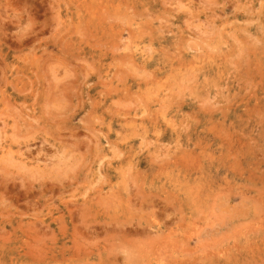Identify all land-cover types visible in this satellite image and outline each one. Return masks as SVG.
<instances>
[{"label": "rangeland", "instance_id": "obj_1", "mask_svg": "<svg viewBox=\"0 0 264 264\" xmlns=\"http://www.w3.org/2000/svg\"><path fill=\"white\" fill-rule=\"evenodd\" d=\"M0 75V264L264 261V0H0Z\"/></svg>", "mask_w": 264, "mask_h": 264}, {"label": "bare ground", "instance_id": "obj_2", "mask_svg": "<svg viewBox=\"0 0 264 264\" xmlns=\"http://www.w3.org/2000/svg\"><path fill=\"white\" fill-rule=\"evenodd\" d=\"M61 23H62V22H61ZM66 30H68V29H66ZM80 30H81V29H80ZM54 44H55V43H54ZM6 57H7V56H6ZM209 62H210V61H209ZM212 63H213V62H212ZM5 64H6V63H5ZM201 64H202V62H201ZM214 64H215V63H214ZM9 66H10V64H9ZM193 66H194V65H193ZM197 66H198V65H197ZM214 66H215V65H214ZM214 68H215V67H214ZM10 70H11V69H10ZM218 70H219V69H218ZM213 71H214V70H213ZM215 71H216V70H215ZM256 71H257V70H256ZM199 72H200V71H199ZM20 73H21V72H20ZM218 73H219V72H218ZM22 74H23V73H22ZM2 75L4 76V74H2ZM149 75H150V74H149ZM217 75H218V74H217ZM0 76H1V75H0ZM10 76H11V75H10ZM13 76L15 77V75H13ZM23 76H24V75H23ZM26 76H28V75H26ZM152 76H153V75H152ZM5 77H6V76H5ZM21 77H22V76H21ZM0 78H1V77H0ZM3 78H4V77H3ZM24 78H25V77H24ZM31 78H32V77H31ZM5 79H6V78H5ZM5 79H4V80H5ZM8 79H9V78H8ZM8 79H7V80H8ZM12 79H13V78H12ZM16 79H17V78H16ZM29 80H30V79H29ZM149 80H150V79H149ZM2 81H3V79H2ZM33 81H34V80H33ZM150 81H151V80H150ZM150 81H149V82H150ZM155 81H156V80H155ZM161 81H162V80H161ZM166 81H167V80H166ZM166 81H165V83H166ZM5 82H6V81H5ZM5 82H4V83H5ZM19 82H20V81H19ZM25 82H27V81H25ZM25 82H24V83H25ZM35 82H37V81L35 80ZM149 82H148V83H149ZM1 83H2V82H1ZM12 83H13V82H12ZM12 83H11V84H12ZM15 83H16V82H15ZM15 83H14V85H15V87H16V84H17V83H16V84H15ZM39 83H41V82L39 81ZM150 83H152V82H150ZM165 83H164V84H165ZM29 84H32V83H29ZM34 84H35V83H34ZM36 84H37V83H36ZM158 84H159V83H158ZM4 85H5V84H4ZM21 85H22V84H21ZM27 85H28V84H27ZM41 85H42V83H41ZM170 85H171V83H170ZM23 86H24V84H23ZM36 86H37V85H36ZM42 86H43V85H42ZM62 86H63V85H62ZM17 87H19V86H17ZM17 87H16V88H17ZM31 87H33V86H31ZM65 87H66V86H65ZM165 87H166V86H165ZM167 87H168V86H167ZM11 88H13V87H11ZM213 88H214V87H213ZM17 89H18V88H17ZM42 89H43V88H42ZM9 90H10V89H9ZM28 90H29V89H28ZM33 90H34V89H33ZM15 91H16V89H15ZM164 91H165V90H164ZM1 92H2V90H1ZM13 92H14V91H13ZM13 92H12V93H13ZM18 92H19V91H18ZM21 92H22V91H21ZM31 92H32V90H31ZM164 93H165V92H164ZM3 94H4V93H3ZM10 94H11V93H10ZM98 94H99V93H98ZM160 94H161V93H160ZM17 95H18V94H17ZM22 95H23V94H22ZM124 95H125V94H124ZM161 95H162V94H161ZM5 96H6V95H5ZM35 96H37V95L35 94ZM148 96H149V95H148ZM0 97H1V96H0ZM37 97H38V96H37ZM149 97H150V96H149ZM163 97H164V96H163ZM166 97H167V96H166ZM48 98H49V97H48ZM146 98H148V97H146ZM159 98H161V97H159ZM7 99H8V98H7ZM3 100H4V99H3ZM11 100H12V99H11ZM17 100H19V99H17ZM161 100H162V99H161ZM9 101H10V99H9ZM14 101H15V100H14ZM19 101H20V100H19ZM19 101H18V103H20ZM94 101H95V100H94ZM96 101H97V99H96ZM0 102H1V101H0ZM25 102H26V101H25ZM13 104H14V103H13ZM27 104H28V103H27ZM29 104H30V103H29ZM93 104H94V103H93ZM100 104H101V103H100ZM162 104H163V103H162ZM40 105H41V104H40ZM96 105H97V104H95V106H96ZM98 105H99V103H98ZM102 106H103V105H102ZM146 107H147V106H146ZM95 109H96V108H95ZM143 109H146V108H143ZM147 109H149V108H147ZM100 110H101V109H100ZM45 111H46V110H45ZM6 112H7V111H6ZM144 112H145V111H144ZM34 113H35V112H34ZM36 113H37V112H36ZM88 116H89V115H88ZM31 117H32V116H31ZM39 117H40V116H39ZM40 118H41V117H40ZM22 119H23V118H22ZM14 120H15V119H14ZM39 120H41V119L38 118V121H39ZM43 120H45V119H43ZM163 120H164V118H163ZM23 121H24V120H23ZM25 121H26V120H25ZM35 121H36V120H35ZM41 121H42V120H41ZM20 122H21V121H20ZM26 122H27V121H26ZM39 122H40V121H39ZM44 122H45V121H44ZM170 122H171V120H170ZM30 123H31V122H30ZM38 124H39V123H38ZM41 124H42V123H41ZM164 124H165V123H164ZM168 124H169V123H168ZM28 125H29V124H28ZM31 125H32V124H31ZM169 125H170V124H169ZM23 126H24V125H23ZM29 126H30V125H29ZM24 127H25V126H24ZM32 128H33V127H32ZM42 128H43V125H42ZM42 128H41V129H42ZM24 129H25V128H24ZM35 129H36V128H35ZM27 130H28V129H27ZM27 130H25V131L27 132ZM42 130H43V129H42ZM51 130H52V129H51ZM74 130H75V129H74ZM28 131H29V130H28ZM52 131H53V130H52ZM153 131H154V130H153ZM30 132H31V129H30ZM39 132H42V131L39 130ZM173 132H174V130H173ZM12 133H13V132H12ZM52 133H53V132H52ZM52 133H51V134H52ZM39 134H40V133H39ZM57 134H58V133H57ZM73 134H74V133H73ZM104 134H105V133H104ZM122 134H123V133H122ZM155 134H156V133H155ZM28 135H29V137H30L31 134L29 133ZM58 135H59V134H58ZM102 135H103V133H102ZM50 136H51V135H50ZM52 136H54V134H53ZM20 137H22V136H20ZM26 137H27V136H26ZM56 137H57V136H56ZM61 137H64V136H61ZM103 137H104V136H103ZM35 138H36V137H35ZM106 138H107V137H106ZM106 138H104V139H106ZM29 139H31V138H29ZM54 139H57V138H54ZM60 139H61V138H60ZM107 139L109 140V138H107ZM22 140H23V138H22ZM52 140H53V138H52ZM98 140H99V139H98ZM53 141H54V140H53ZM56 141L59 142L58 139H57ZM104 141H105V140H104ZM106 141H107V140H106ZM61 142L63 143V141H61ZM61 142H60V143H61ZM16 143H17V142H16ZM18 143H19V142H18ZM23 143H24V142H23ZM49 143H50V142H49ZM79 143H80V141H79ZM97 143H98V142H97ZM101 143H102V142H101ZM29 144H30V143H29ZM77 144H78V143H77ZM77 144H75L76 147H78ZM107 144H108V142H107ZM107 144H106V145H107ZM10 145H11V144H10ZM49 145H50V144H49ZM52 145H53V144H52ZM55 145H56V144H55ZM55 145H54V146H55ZM112 145H114V144H112ZM29 146H30V145H29ZM61 146H62V144H61ZM152 146H153V145H152ZM58 148H59V147H58ZM118 148H119V147H118ZM65 149H67V147L64 148V150H65ZM106 149H107V148H106ZM113 149H114V148H113ZM58 150H59V149H58ZM121 150H122V149H121ZM124 150H125V149H124ZM24 151H25V150H24ZM37 151H38V150H37ZM66 151H67V150H66ZM68 151H69V150H68ZM115 151H116V150H115ZM26 152H28V151H26ZM30 152H31V151H30ZM57 152H58V151H57ZM119 152H121V151H119ZM130 152H131V151H130ZM130 152H129V153H130ZM132 152H133V150H132ZM132 152H131V153H132ZM16 153H18L17 150H16ZM28 153H29V152H28ZM33 153H34V152H33ZM60 153H61V152H60ZM62 153H64V152H62ZM70 153H71V151H70ZM72 153H73V152H72ZM78 153H79V152H78ZM113 153H114V152H113ZM116 153H118V152H116ZM126 153H127V152H126ZM11 154H13V153H11ZM22 154H23V153H22ZM29 154H30V153H29ZM41 154H42V153H41ZM66 154H68V153H66ZM114 154H115V153H114ZM121 154H122V153H121ZM13 155H14V154H13ZM56 155H57V154H56ZM59 155H60V154H59ZM62 155H65V154H62ZM62 155H60V156H62ZM104 155H105V154H104ZM107 155H108V154H107ZM119 155H120V154H119ZM27 156H29V155H27ZM69 156H70V155H69ZM72 156H73V154H72ZM121 156H122V155H121ZM22 157H24V156H22ZM25 157H26V155H25ZM29 157H30V156H29ZM58 157H59V156H58ZM117 157H118V155H117ZM128 157H129V156H128ZM24 159H26V158H24ZM35 159H36V158H35ZM39 159H40V158H39ZM47 159H48V158H47ZM52 159H53V158H52ZM55 159H56V158H55ZM68 159H69V157H68ZM105 159H108L107 156L105 157ZM43 160H44V159H43ZM43 160H42V161H43ZM64 160H65L66 163H67L66 158H65ZM64 160L62 159L61 161H64ZM38 161H39V160H38ZM53 161H54V159H53ZM100 161H101V160H100ZM102 162H103V161H102ZM194 162H195V161H194ZM21 163H22V162H21ZM23 163H25V162H23ZM44 163H45V162H44ZM48 163H49V162H48ZM55 163H56V162H55ZM60 163H61V162H60ZM62 163H63V162H62ZM77 163H78V161H77ZM168 163H169V161H168ZM197 163H198V162H197ZM29 164H30V163H29ZM45 164H47V162H46ZM63 164H64V163H63ZM131 164H132V163H131ZM16 165H17V164H16ZM56 165H57V164H56ZM59 165H61V164H59ZM64 165H65V164H64ZM134 165H135V163H134ZM195 165H196V164H195ZM32 166H33V165H32ZM42 166H43V165H42ZM47 166H48V165H47ZM62 166H63V165H62ZM149 166H150V165H149ZM199 166H200V165H199ZM103 167H104V166H103ZM154 167H155V166H154ZM191 167H192V166H191ZM20 168H21V167H20ZM22 168H23V167H22ZM24 168H25V166H24ZM26 168H27V167H26ZM28 168H29V167H28ZM132 168H133V167H132ZM136 169H137V167H136ZM136 169H135V170H136ZM147 169H148V168H147ZM23 170H24V169H23ZM39 170H40V169H39ZM33 171H35V169H33ZM47 171H48V168H47ZM102 171H103V170H102ZM132 171H133V170H132ZM132 171H131V173H132ZM31 172H32V171H31ZM37 172H38V169H37V171H36V175H37ZM54 172H55V171H54ZM102 173H103V172H102ZM122 173H123V172H122ZM129 173H130V172H129ZM131 173H130V175H131ZM45 174H46V173H45ZM47 174H48V172H47ZM99 174H100V173H99ZM103 174L105 175V172H104ZM103 174H102V175H103ZM123 174H124V173H123ZM104 175H103V176H104ZM124 175H125V174H124ZM136 175H137V172H136ZM106 176H107V175H106ZM106 176H105V177H106ZM122 176H123V175H122ZM42 177H43V176H42ZM105 177H104V178H105ZM125 177H126V176H125ZM130 177H131V176H130ZM135 177H136V176H135ZM137 177H138V176H137ZM106 178H107V177H106ZM126 178H127V177H126ZM43 179H44V178H43ZM50 179H51V178H50ZM52 179H53V178H52ZM99 179H101V178H99ZM132 179H133V177H132ZM45 180H46V179H45ZM56 180H57V179H56ZM124 180H125V179H124ZM34 181H35V180H34ZM36 181H37V180H36ZM49 181H51V180H49ZM54 181H55V180H54ZM99 181H100V180H99ZM71 182H72V181H71ZM0 183H1V182H0ZM40 183H41V182H40ZM40 183H39V186L41 187L42 185H40ZM45 183H46V182H45ZM58 183H59V182H58ZM105 183H106V181H105ZM124 183H125V182H124ZM135 183H136V182H135ZM135 183H134V184H135ZM2 184H3V183H2ZM6 184H7V183H6ZM23 184H24V183H23ZM30 184H31V183H30ZM30 184L28 183V185H30ZM46 184H47V183H46ZM46 184H44V185L46 186ZM61 184H62V183H61ZM4 185H5V184H4ZM12 185H13V184H12ZM44 185H43V186H44ZM51 185H52V184H51ZM56 185L58 186L57 183H56ZM124 185H125V184H124ZM135 185H136V184H135ZM5 186H6V185H5ZM25 186H26V185H25ZM30 186H31V185H30ZM18 187H19V186H18ZM36 187H38V185H36ZM49 187H52V186H49ZM59 187H60V186H59ZM27 188H28V187H27ZM29 188H33V187L31 186V187H29ZM47 188H48V187H47ZM53 188H54V187H53ZM60 188H61V187H60ZM63 188H64V187H63ZM42 189H43V187H42ZM42 189H41V190H42ZM51 189H52V188H51ZM56 189H57V188H56ZM235 189H236V188H235ZM4 190H5V189H4ZM34 190H35V188H34ZM53 190H54V189H53ZM58 190H59V189H58ZM58 190H57V192H58ZM185 190H186V189H185ZM25 191H26V188H25ZM29 191H30V190H29ZM61 191H62V190L60 189V192H59V193H61ZM187 191H188V189H187ZM4 192H5V191H4ZM26 192H27V191H26ZM41 192H42V191H41ZM41 192H40V193H41ZM137 192H138V191H137ZM7 193H8V192H7ZM40 193H39V194H40ZM43 193H44V192H42L41 194H43ZM26 194H27V193H26ZM37 194H38V193H36L35 195H37ZM140 194H141V193H140ZM168 194H169V193H168ZM188 194H189V193H188ZM10 195H11V194H10ZM31 195H33V194H31ZM47 195H48V194H47ZM49 195H50V194H49ZM53 195H54V194H53ZM114 195H115V194H114ZM116 195H117V194H116ZM121 195H122V194H121ZM136 195H138V194H136ZM193 195H194V194H193ZM196 195H197V194H196ZM2 196H3V195H2ZM11 196H12V195H11ZM11 196H10L9 198H11ZM132 196H133V195H132ZM143 196H144V195H143ZM203 196H204V195H203ZM256 196H257V195H256ZM7 197H8V196H7ZM41 197H42V196H41ZM114 197H115V196H114ZM117 197H118V196H117ZM193 197H194V196H193ZM259 197H260V196H259ZM0 198H1V197H0ZM3 198H4V197H3ZM5 198H6V197H5ZM42 198H43V197H42ZM120 198H121V199H124V198H122L121 196H120ZM127 198H128V197H127ZM138 198H139V197H137V199H138ZM187 198H188V197H187ZM194 198H195V197H194ZM256 198H257V197H256ZM262 198H263V197H262ZM6 199H7V198H6ZM13 199H14V198H13ZM24 199H25V198H24ZM52 199H53V197H52ZM142 199H143V198H142ZM167 199H168V198H167ZM195 199H196V198H195ZM1 200H2V198L0 199V202H1ZM42 200H44V199H42ZM91 200H92V199H91ZM105 200H106V199H105ZM107 200H108V199H107ZM114 200H115V199H113V201H114ZM185 200H186V199H185ZM260 200H261V198H260ZM3 201H4V200H3ZM17 201H18V200H17ZM125 201H126V200H125ZM125 201H123V202L125 203ZM130 201H131V200H130ZM138 201H139V200H138ZM145 201H146V200H145ZM170 201H171V200H170ZM179 201H180V200H179ZM194 201H195V200H194ZM6 202H7V201H6ZM43 202H44V201H43ZM90 202H92V201H90ZM141 202H142V201H141ZM149 202H150V201H149ZM195 202H196V201H195ZM26 203H27V202H26ZM51 203H52V202H51ZM88 203H89V202H88ZM106 203H107V202H106ZM4 204H5V203H4ZM86 204H87V203H86ZM172 204H173V202H172ZM1 205H2V204H1ZM33 205H34V202H33ZM35 205H36V204H35ZM91 205H92V204H91ZM112 205H113V204H112ZM140 205H142V204H140ZM175 205H176V204H175ZM179 205H181V204H179ZM26 206H27V205H26ZM87 206H90V205L87 204ZM113 206H114V205H113ZM4 207H5V206H4ZM31 207H32V206H31ZM36 207H37V206H36ZM40 207H41V206H40ZM53 207H54V206H53ZM90 207H91V206H90ZM90 207H89V208H90ZM93 207H94V204H93ZM142 207H144V206H142ZM153 207H154V206H153ZM180 207H181V206H180ZM6 208H8V207H6ZM45 208H46V207H45ZM182 208H183V207H182ZM30 209H31V208H30ZM35 209H36V208H35ZM50 209H51V208H50ZM50 209H49V210H50ZM65 209H66V208H65ZM180 209H181V208H180ZM18 210H19V209H18ZM49 210H48V211H49ZM70 210H71V209H70ZM89 210H90V209H89ZM94 210H95V209H94ZM51 211H52V209H51ZM51 211H50V213H51ZM53 211H54V210H53ZM53 211H52V212H53ZM66 211H67V210H66ZM158 211H159V210H158ZM35 212H36V211H35ZM35 212H34V213H35ZM72 212H73V211H72ZM1 213H2V212H1ZM11 213H12V212H11ZM13 213H14V212H13ZM13 213H12V215H13ZM17 213H18V212H17ZM17 213H16V214H17ZM41 213H42V212H41ZM45 213H46V212H45ZM90 213H91V212H90ZM93 213H94V212H93ZM39 214H40V213H39ZM52 214H53V213H52ZM63 214H64V213H63ZM69 214H70V213H69ZM1 215H2V214H1ZM65 215H66V214H65ZM260 215H261V214H260ZM7 216H8V215H7ZM14 216H15V215H14ZM14 216H12V217H14ZM50 216H51V215H50ZM68 216H69V215H68ZM85 216H86V215H85ZM244 216H245V215H244ZM5 217H6V216H5ZM9 217H10V215H9ZM25 217L27 218V215H26ZM31 217H32V216H31ZM89 217H91V216H89ZM89 217H88V220H89ZM94 217H95V215H94ZM10 218H11V217H10ZM34 218H35V217H34ZM71 218H72V217H71ZM74 218H75V217H74ZM76 218H77V217H76ZM15 219H16V218H15ZM63 219H64V217L62 218V220H63ZM93 219H94V218H93ZM9 220H10V219H9ZM9 220H8V221H9ZM13 220H14V219H13ZM16 220H17V219H16ZM30 220H32V219L30 218ZM38 220L41 221L40 219H38ZM44 220H45V219H44ZM86 220H87V219H86ZM90 220H91V219H90ZM11 221H12V220H11ZM34 221H35V220H34ZM64 221H65V220H64ZM69 221H70V220H69ZM71 221H72V220H71ZM82 221H83V220H82ZM155 221H156V220H155ZM263 221H264V220H263ZM1 222H3V220H2ZM12 222H14V221H12ZM16 222H17V221H15V223H16ZM21 222H22V221H21ZM21 222H20V223H21ZM31 222H32V221H31ZM257 222H258V221H257ZM260 222H261V221H260ZM9 223H10V222H9ZM24 223H25V222H24ZM43 223H45V222L43 221ZM56 223H57V222H56ZM71 223H72V222H71ZM154 223H155V222H154ZM154 223L152 222V224H154ZM16 224H17V223H16ZM72 224H73V223H72ZM87 224H88V223H87ZM105 224H106V222H105ZM108 224H109V223H108ZM120 224H121V223H120ZM262 224H264V223H262ZM10 225H11V224H10ZM12 225H13V224H12ZM23 225H24V224H23ZM36 225H37V224H36ZM89 225H90V223H89ZM154 225H155V224H154ZM154 225H153V226H154ZM255 225H256V223H255ZM14 226L16 227V225H13V227H14ZM17 226H18V225H17ZM19 226H20V229H23V228H21V226H22L21 224H20ZM33 226H34V225H33ZM51 226H52V225H51ZM121 226H123V225L121 224ZM158 226H159V225H158ZM13 227H12V229L15 228V227H14V228H13ZM23 227H24V226H23ZM27 227H28V226H27ZM142 227H143V226H142ZM257 227H258V226H257ZM53 228H54V227H53ZM86 228H87V227H86ZM88 228H89V227H88ZM143 228H144V227H143ZM25 229H26V228H25ZM91 229H92V227H91ZM109 229H111V227H110ZM109 229H108V232H109ZM125 229H127V228H125ZM154 229H155V227H154ZM254 229H255V228H254ZM23 230H24V229H23ZM54 230H55V229H54ZM93 230H94V229H93ZM118 230H119V229H118ZM120 230H121V229H120ZM141 230H143V229H141ZM258 230H259V229H258ZM6 231H7V230H6ZM24 231H25V230H24ZM62 231H63V230H62ZM122 231H123V230H122ZM122 231H121V232H122ZM138 231H139V230H138ZM251 231H253V230H251ZM254 231H255V230H254ZM8 232H10V231H8ZM12 232H13V231H12ZM22 232H23V231H22ZM39 232H40V231H39ZM56 232H58V231H56ZM147 232H148V231H147ZM157 232H158V230H157ZM23 233H24V232H23ZM25 233H26V232H25ZM255 233H257V232L255 231ZM7 234H8V233H7ZM13 234H14V233H13ZM26 234H28V233H26ZM30 234H32V232H31ZM81 234H82V233H81ZM242 234H243V233H242ZM20 235H21V233H20ZM32 235H33V234H32ZM159 235H160V234H159ZM255 235H256V234H255ZM263 235H264V234H263ZM263 235H262V237H263ZM41 236H42V235H41ZM41 236H40V237H41ZM246 236H247V234H246ZM18 237H19V236H18ZM35 237H36V235H35ZM58 237H59V235H58ZM244 237H245V236H244ZM42 238H44V237H42ZM110 238H112V237H110ZM121 238H122V237H121ZM166 238H168V237H166ZM253 238H254V237H253ZM48 239H49V238H48ZM157 240H158V239H157ZM249 240H250V239H249ZM257 242H258V241H257ZM157 243H158V242H157ZM259 243H260V240H259ZM103 244H104V243H103ZM90 245H91V244H90ZM99 245H100V244H99ZM231 245H232V244H231ZM231 245H230V246H231ZM239 245H240V244H239ZM239 245H238V246H239ZM241 245H242V244H241ZM245 245H246V244H245ZM250 245H251V244H250ZM96 246H97V245H96ZM103 246H104V245H103ZM158 246H159V245H158ZM203 246H204V245H203ZM233 246H234V245H233ZM251 246H256V245H251ZM261 246H262V245H261ZM18 247H19V246H18ZM162 247H163V246H162ZM256 247H257V246H256ZM20 248H21V247H19V249H20ZM89 248H90V247H89ZM258 248H260L259 245H258ZM99 249H100V248H99ZM103 249H104V248H103ZM219 249H221V248H219ZM224 249H226V248H224ZM254 249H255V247H254ZM13 250H15V249L12 248V251H13ZM22 250H23V249H22ZM22 250H20V251H22ZM24 250H25V249H24ZM24 250H23V251H24ZM168 250H169V249H168ZM174 250H175V249H174ZM221 250H222V249H221ZM221 250H220V251H221ZM228 250H229V249H228ZM228 250H227V251H228ZM244 250H245V249H244ZM261 250H262V249H261ZM26 251L28 252V250H26ZM79 251H80V248H79ZM113 251H114V250H113ZM220 251H219V252H220ZM259 251H260V250H259ZM14 252H15V251H14ZM30 252H31V250H30ZM216 252H217V251H216ZM219 252H218V253H219ZM222 252H223V251H222ZM224 252H225V250H224ZM224 252H223V254H224ZM229 252H232V251H229ZM229 252H228V253H229ZM233 252H235V251H233ZM248 252H249V251H248ZM261 252H262V251H261ZM19 253H20V252H19ZM21 253H22V252H21ZM23 253H24V252H23ZM36 253H37V252H36ZM39 253H40V252H39ZM47 253H48V252H47ZM76 253H77V251H76ZM80 253H81V252H80ZM104 253H105V252H104ZM236 253H239V252L237 251ZM263 253H264V252H263ZM25 254H26V253H25ZM52 254H53V252H52ZM54 254H55V253H54ZM92 254H94V253H92ZM211 254H212V253H211ZM216 254H217V253H215V255H216ZM256 254H257V253H256ZM23 255H24V254H23ZM26 255H27V254H26ZM35 255H36V254H35ZM46 255H47V254H45V256H46ZM48 255H49V254H48ZM101 255H102V254H101ZM113 255H114V254H113ZM113 255H112V256H113ZM115 255H116V254H115ZM231 255H232V253H231ZM239 255H240V254H239ZM245 255H247V252L245 253ZM245 255H244V256H245ZM248 255H249V254H248ZM29 256H30V255H29ZM45 256H44L43 258H46ZM53 256H54V255H53ZM53 256H52V257H53ZM55 256H56V254H55ZM55 256H54V257H55ZM99 256H100V255H99ZM171 256H172V255H171ZM208 256L210 257V255H208ZM208 256H207V257H208ZM217 256H218V255H217ZM229 256H230V254L228 255V257H229ZM232 256L234 257L235 255L233 254ZM244 256H242V257H244ZM257 256H258V254H257ZM10 257H12V256H10ZM24 257H25V256H24ZM30 257H31V256H30ZM70 257H71V255H70ZM72 257H74V256L72 255ZM81 257H82V256H81ZM84 257H85V256H84ZM207 257H206V258H207ZM215 257H216V256H215ZM219 257H220V256H219ZM223 257H224V255H223ZM233 257H232L231 261L234 260ZM258 257H259V256H258ZM13 258H14V260H15V257H14V256H13ZM36 258H37V257H36ZM43 258H42V259H43ZM55 258H56V257H55ZM76 258H77V257H76ZM86 258H87V257H86ZM102 258H104V257H102ZM202 258H203V257H202ZM217 258H218V257H217ZM226 258H227V256H226ZM226 258H225V259H226ZM230 258H231V257H230ZM236 258H237V256L235 257V259H236ZM249 258H250V257H249ZM254 258H255V257H254ZM256 258H257V257H256ZM3 259H4V258H3ZM9 259H10V258H8V260H9ZM38 259H39V257H38ZM51 259H52V258H51ZM71 259H72V258H71ZM178 259H179V258H178ZM204 259H205V258H204ZM207 259H208V258H207ZM222 259H223V258H222ZM228 259H229V258H228ZM228 259H226V260H228ZM237 259H238V258H237ZM239 259H240V257H239ZM34 260H35V259H34ZM47 260H48V259H47ZM53 260H54V259H53ZM100 260L102 261V259H100ZM148 260H149V258H148ZM172 260H173V259H172ZM190 260H191V259H190ZM205 260H206V259H205ZM212 260H213V259H212ZM212 260H211V261H212ZM214 260H215V259H214ZM241 260H242V259H241ZM244 260H246V259H244ZM256 260H257V259H256ZM261 260H262V259H261ZM261 260H260V261H261ZM10 261H11V260H10ZM10 261H9V262H10ZM32 261H33V260H32ZM38 261L43 262L44 260H43V261H42V260H38ZM83 261H84V259H83ZM85 261H86V260H85ZM149 261H150V260H149ZM185 261L187 262L188 259L185 260ZM222 261H223V260H222ZM229 261H230V260H229ZM234 261H235V260H234ZM234 261H233V262H234ZM236 261H237V260H236ZM242 261H243V260H242ZM248 261H250V260H248ZM258 261H259V259H258ZM52 262H53V261H52ZM54 262H55V261H54ZM87 262H89V261H87ZM98 262H100V261H98ZM98 262H97V263H98ZM103 262H105V261H103ZM106 262H107V260H106ZM143 262H144V261H143ZM143 262H142V263H143ZM162 262H163V261H162ZM180 262H181V259H180ZM188 262H189V261H188ZM195 262H196V261H195ZM197 262H198V261H197ZM216 262H217V260H216ZM246 262H247V261H246ZM246 262H245V263H246ZM263 262H264V261H262V263H263ZM107 263H108V262H107ZM158 263H159V262H158ZM209 263H211V262L209 261ZM219 263L221 264V261H220ZM229 263H230V262H229ZM236 263H237V262H236ZM243 263H244V262H243ZM247 263H248V262H247ZM251 263H252V262H251ZM259 263H260V262H259ZM262 263H261V264H262ZM37 264H38V263H37ZM48 264H49V263H48ZM104 264H105V263H104ZM108 264H109V263H108ZM155 264H156V263H155ZM177 264H178V263H177ZM193 264H194V263H193ZM212 264H214V262H213ZM233 264H234V263H233ZM238 264H241V263L238 262ZM248 264H250V262H249Z\"/></svg>", "mask_w": 264, "mask_h": 264}]
</instances>
